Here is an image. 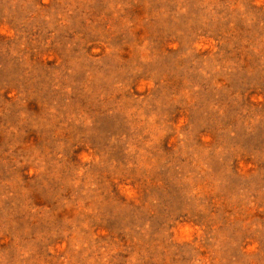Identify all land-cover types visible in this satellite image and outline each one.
Here are the masks:
<instances>
[{
	"label": "rangeland",
	"instance_id": "1",
	"mask_svg": "<svg viewBox=\"0 0 264 264\" xmlns=\"http://www.w3.org/2000/svg\"><path fill=\"white\" fill-rule=\"evenodd\" d=\"M0 264H264V0H0Z\"/></svg>",
	"mask_w": 264,
	"mask_h": 264
}]
</instances>
